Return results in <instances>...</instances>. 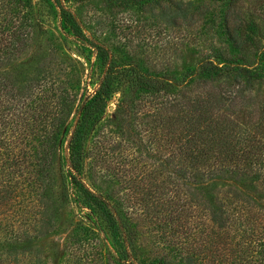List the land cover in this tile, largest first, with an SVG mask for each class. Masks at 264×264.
<instances>
[{
	"label": "trees",
	"instance_id": "obj_1",
	"mask_svg": "<svg viewBox=\"0 0 264 264\" xmlns=\"http://www.w3.org/2000/svg\"><path fill=\"white\" fill-rule=\"evenodd\" d=\"M55 1L63 27L77 38L84 35L64 6L68 0ZM214 1L224 6L221 27L233 56L225 48L212 47V56L221 61L208 58L192 72L189 69L188 75L202 79L184 88L177 89L176 82L158 69L156 74L137 76L118 101L112 120L121 133L131 136L134 115L146 105L143 96L133 92L150 93L152 111L143 118L156 136L159 131L158 140L169 141L168 153L156 150L157 166L144 175L154 193L162 198L169 190L174 206L187 204L217 228L247 235L243 237L250 238L251 250L264 258V217L259 215L264 197V96L258 99L260 115L255 120L258 88L252 92L255 84L264 83V48L258 63L249 57L262 33L264 14L251 11L246 0ZM29 2L0 0V264H27V259L42 264L40 242L55 229L68 200L59 153L61 133L64 128L68 133L67 177L78 184L85 138L119 76L107 49L96 43L106 69L96 89L84 95L69 130L78 90L64 71L54 74L50 51L37 47L33 32L40 27ZM170 2L161 9L167 21L192 23L208 12V6L199 5L194 18L182 1ZM218 74L229 76L230 84L214 85L210 77ZM258 218L259 230L249 225Z\"/></svg>",
	"mask_w": 264,
	"mask_h": 264
},
{
	"label": "rangeland",
	"instance_id": "obj_2",
	"mask_svg": "<svg viewBox=\"0 0 264 264\" xmlns=\"http://www.w3.org/2000/svg\"><path fill=\"white\" fill-rule=\"evenodd\" d=\"M179 1L194 18L199 5L208 6V12L192 23H176L165 20L161 12L162 7L172 5L170 0L65 1L64 6L75 15L84 33L77 38L63 27L61 8L55 0H30L40 27L33 32L37 47L50 51L48 60L55 67L54 74L64 71L62 75L73 79L78 90L68 119L69 130L84 95L96 89L106 69V59L97 53L96 43L107 49L119 74L112 81L105 108L85 138L78 184L68 178V133L65 128L61 133L59 153L68 200L55 229L40 242L42 264H264L263 256L251 250L250 238L243 237L247 235L217 228L187 204L174 206L169 190L162 198L154 193V185L144 175L157 166L156 150L168 153L169 141L158 140L159 131L156 136L143 118L152 111L150 93L133 92L139 98L143 96L146 105L134 115L131 136L121 133L112 120L118 101L137 76L153 75L158 69L176 82L177 89L184 88L202 79L188 75L189 69L192 72L208 58L221 61L212 56V47L225 48L233 56L234 49H230L221 27L224 6L214 0ZM245 4L251 11L264 14V0H246ZM257 40L249 57L258 63L264 48V24ZM210 79L214 85L231 82L224 74ZM253 87V93L258 88L253 111L256 120L264 83ZM260 202L259 215L263 218L264 197ZM249 225L259 230L260 219ZM205 245L203 250L198 249ZM27 264L34 262L27 259Z\"/></svg>",
	"mask_w": 264,
	"mask_h": 264
}]
</instances>
